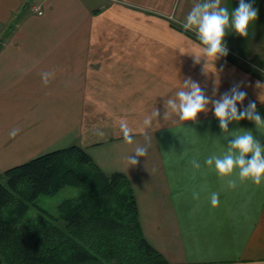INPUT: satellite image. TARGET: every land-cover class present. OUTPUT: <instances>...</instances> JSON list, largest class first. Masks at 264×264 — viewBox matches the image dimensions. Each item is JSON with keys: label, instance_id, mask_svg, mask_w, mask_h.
I'll return each mask as SVG.
<instances>
[{"label": "crops", "instance_id": "1", "mask_svg": "<svg viewBox=\"0 0 264 264\" xmlns=\"http://www.w3.org/2000/svg\"><path fill=\"white\" fill-rule=\"evenodd\" d=\"M199 2L0 0V172L77 144L104 172L126 175L143 235L167 264H264V178L206 164L228 153L233 135L250 130L264 144V126L244 119L222 133L211 104L196 122L163 119L188 77L211 99L240 85L238 109L253 101L264 119V0H246L258 9L246 37L226 30L227 56L195 64L200 41L182 24ZM238 4L221 0L229 13ZM42 72L54 73L47 86ZM156 108L158 120L128 144L119 121L139 129ZM137 146L147 155L130 167Z\"/></svg>", "mask_w": 264, "mask_h": 264}, {"label": "trees", "instance_id": "2", "mask_svg": "<svg viewBox=\"0 0 264 264\" xmlns=\"http://www.w3.org/2000/svg\"><path fill=\"white\" fill-rule=\"evenodd\" d=\"M78 188L56 215L20 224L35 199ZM0 264H167L144 237L126 175L104 172L77 144L0 172Z\"/></svg>", "mask_w": 264, "mask_h": 264}, {"label": "clouds", "instance_id": "3", "mask_svg": "<svg viewBox=\"0 0 264 264\" xmlns=\"http://www.w3.org/2000/svg\"><path fill=\"white\" fill-rule=\"evenodd\" d=\"M257 18L258 9L246 0H239L238 7H235L231 13L226 7L221 6V0H202V2L196 3L182 24L186 31L194 30L200 41L199 53L191 54L194 63L199 64L202 58L206 63L208 60L215 62L219 58L227 56L228 49L224 42L226 30L231 28L239 36L246 37L249 25ZM53 75L54 73L51 72L41 73L42 82L45 86ZM256 87L264 88V84L257 81ZM246 95L247 93L241 90L240 85H234L229 92L223 93L219 99H211L206 96L199 82L188 77L182 81L181 87L174 96L164 101L163 119L175 115L181 122H196L198 115L207 113L211 104L213 114L219 121L222 133L229 132V123L244 119L253 122L256 127L264 126V119L257 111L255 102L250 101L242 110L238 109L237 105L243 104ZM159 116L160 112L156 108L144 117L139 129H133L127 120L122 118L119 121V129L124 140L128 144H132L133 134L135 132L144 133L152 127L153 120H158ZM18 132L19 129H13L9 136L15 137ZM97 135L103 136V133L97 131ZM232 137L233 139L228 143V153L223 157L209 156L206 164L214 165L215 170L220 175H228L232 173L234 168H238L241 179L251 178L256 184H260L264 178V144L255 139L250 130ZM134 154L135 157H128L130 167L138 164V157L147 155V148L137 146ZM249 154L250 158H248ZM193 164L195 167H199L197 162L194 161ZM218 203V194L212 193L211 204L216 206Z\"/></svg>", "mask_w": 264, "mask_h": 264}, {"label": "rangeland", "instance_id": "4", "mask_svg": "<svg viewBox=\"0 0 264 264\" xmlns=\"http://www.w3.org/2000/svg\"><path fill=\"white\" fill-rule=\"evenodd\" d=\"M78 188L72 186H64L50 195L41 194L35 199V204L30 205L24 216L20 220V224L30 225L35 223L41 210H45L50 214L56 215L58 212V204L65 198L76 196Z\"/></svg>", "mask_w": 264, "mask_h": 264}, {"label": "built area", "instance_id": "5", "mask_svg": "<svg viewBox=\"0 0 264 264\" xmlns=\"http://www.w3.org/2000/svg\"><path fill=\"white\" fill-rule=\"evenodd\" d=\"M33 10L35 11V12H37L38 14H41L42 13V10L40 9V7L39 6H34L33 7Z\"/></svg>", "mask_w": 264, "mask_h": 264}]
</instances>
